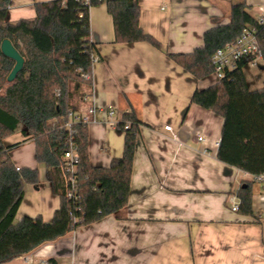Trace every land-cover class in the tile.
I'll use <instances>...</instances> for the list:
<instances>
[{
	"label": "crops",
	"instance_id": "1",
	"mask_svg": "<svg viewBox=\"0 0 264 264\" xmlns=\"http://www.w3.org/2000/svg\"><path fill=\"white\" fill-rule=\"evenodd\" d=\"M48 1L12 0L8 23L33 19V5ZM138 2L140 28L168 54L201 48L207 30L228 24L234 4L243 2L254 19L264 8V0ZM89 23L96 61L92 95L79 113L91 106L98 112L87 124L88 161L108 168L122 157L124 133L117 125L134 112L141 125L128 204L118 215L79 227L5 264H264V181L218 161L223 119L190 104L195 91L218 83L216 77L196 80L147 43H114L104 5L89 10ZM166 126L171 130L165 131ZM21 142L9 159L18 169H36L38 183L25 187L15 220L39 216L50 222L59 199L36 162L34 143L19 126L2 146ZM246 183L252 190L248 217L227 204Z\"/></svg>",
	"mask_w": 264,
	"mask_h": 264
},
{
	"label": "trees",
	"instance_id": "2",
	"mask_svg": "<svg viewBox=\"0 0 264 264\" xmlns=\"http://www.w3.org/2000/svg\"><path fill=\"white\" fill-rule=\"evenodd\" d=\"M104 5L112 18L114 43H147L196 80L213 74L214 52L233 43L246 29L253 28L264 68V24L251 17L246 5L234 4L229 22L203 34V46L188 54H168L139 26L138 0H52L33 5L35 17L6 22L12 0H0V47L8 40L24 64L12 82L7 77L14 62L0 49V264L24 257L40 246L54 242L79 227L118 215L128 204L132 164L141 122L134 112L123 116L117 127L124 133L122 157L108 168L93 167L88 161V128L76 124L70 135L65 124L69 114L80 111L84 96L92 95V68L96 47L90 41L89 10ZM246 61L237 63L225 79L195 91L190 104L222 117L217 159L254 178L264 176V88L250 90L244 75ZM129 124L128 130L124 127ZM19 126L35 145L36 162L46 171L59 206L50 222L41 217H22L16 212L25 187L38 183L36 169L16 168L9 152L24 142L8 147L2 141ZM70 142L78 164L73 175L77 192L68 198L70 183L63 156ZM238 213L252 216L249 183L236 192Z\"/></svg>",
	"mask_w": 264,
	"mask_h": 264
},
{
	"label": "built area",
	"instance_id": "3",
	"mask_svg": "<svg viewBox=\"0 0 264 264\" xmlns=\"http://www.w3.org/2000/svg\"><path fill=\"white\" fill-rule=\"evenodd\" d=\"M260 24H264V8L261 11L259 18L257 19ZM252 66H255L257 60H262V54L259 50L257 39L255 36V30L253 28L246 29L233 43L224 46L214 52L211 57V64L213 68V75L217 81L220 82L225 79L228 72L236 69L237 63L240 61H246ZM96 59H94V62ZM89 100V96L82 98L83 103ZM97 109L89 107L85 114L70 113L69 120L65 124V128L70 135L76 132V124L85 123L88 124L90 118L94 117L97 113ZM107 114L109 117L113 115L112 108H108ZM129 124H126L124 129L128 130ZM165 131H170L171 128L166 126ZM198 141H203V137H198ZM63 162L65 164L66 172L69 174L70 190L68 192V198H75L77 192V186L73 177L76 166L78 164V157L75 152V147L70 142L68 151L63 156ZM259 181H264V176L257 178ZM227 204L232 212H238L240 201L236 195H232L227 199ZM44 264V263H43Z\"/></svg>",
	"mask_w": 264,
	"mask_h": 264
},
{
	"label": "water",
	"instance_id": "4",
	"mask_svg": "<svg viewBox=\"0 0 264 264\" xmlns=\"http://www.w3.org/2000/svg\"><path fill=\"white\" fill-rule=\"evenodd\" d=\"M0 49L3 56L14 62V67L7 77V82H12L15 80L17 74L22 70L24 61L8 40H4L2 42Z\"/></svg>",
	"mask_w": 264,
	"mask_h": 264
},
{
	"label": "rangeland",
	"instance_id": "5",
	"mask_svg": "<svg viewBox=\"0 0 264 264\" xmlns=\"http://www.w3.org/2000/svg\"><path fill=\"white\" fill-rule=\"evenodd\" d=\"M9 19H10L9 16H7L6 22H9ZM260 67H261L260 61L257 62L255 67L250 66V64H246L244 67V73L246 75L248 88L250 90L264 88V70L260 69Z\"/></svg>",
	"mask_w": 264,
	"mask_h": 264
}]
</instances>
